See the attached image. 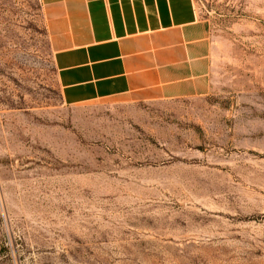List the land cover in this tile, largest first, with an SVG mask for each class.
<instances>
[{"label":"rangeland","instance_id":"374dc122","mask_svg":"<svg viewBox=\"0 0 264 264\" xmlns=\"http://www.w3.org/2000/svg\"><path fill=\"white\" fill-rule=\"evenodd\" d=\"M204 95L66 104L38 0H0V264H264V0H196Z\"/></svg>","mask_w":264,"mask_h":264},{"label":"crops","instance_id":"0c3cea01","mask_svg":"<svg viewBox=\"0 0 264 264\" xmlns=\"http://www.w3.org/2000/svg\"><path fill=\"white\" fill-rule=\"evenodd\" d=\"M62 101L178 99L209 89L196 0H38Z\"/></svg>","mask_w":264,"mask_h":264}]
</instances>
